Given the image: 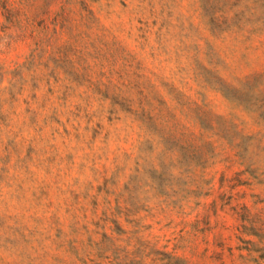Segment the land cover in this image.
I'll return each mask as SVG.
<instances>
[{
  "label": "rangeland",
  "instance_id": "1",
  "mask_svg": "<svg viewBox=\"0 0 264 264\" xmlns=\"http://www.w3.org/2000/svg\"><path fill=\"white\" fill-rule=\"evenodd\" d=\"M0 264H264V0H0Z\"/></svg>",
  "mask_w": 264,
  "mask_h": 264
}]
</instances>
